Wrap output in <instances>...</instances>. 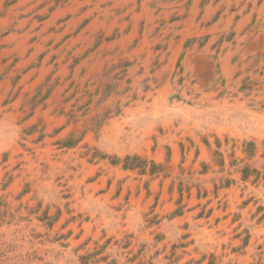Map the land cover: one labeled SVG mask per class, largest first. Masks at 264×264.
I'll return each instance as SVG.
<instances>
[{
    "label": "rangeland",
    "instance_id": "rangeland-1",
    "mask_svg": "<svg viewBox=\"0 0 264 264\" xmlns=\"http://www.w3.org/2000/svg\"><path fill=\"white\" fill-rule=\"evenodd\" d=\"M0 264H264V0H0Z\"/></svg>",
    "mask_w": 264,
    "mask_h": 264
},
{
    "label": "bare ground",
    "instance_id": "bare-ground-1",
    "mask_svg": "<svg viewBox=\"0 0 264 264\" xmlns=\"http://www.w3.org/2000/svg\"><path fill=\"white\" fill-rule=\"evenodd\" d=\"M166 93V92H165Z\"/></svg>",
    "mask_w": 264,
    "mask_h": 264
}]
</instances>
